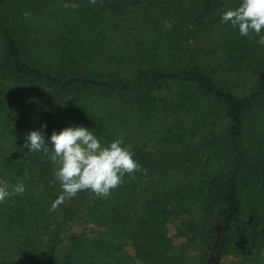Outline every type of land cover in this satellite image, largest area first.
Returning a JSON list of instances; mask_svg holds the SVG:
<instances>
[{"label": "trees", "instance_id": "trees-1", "mask_svg": "<svg viewBox=\"0 0 264 264\" xmlns=\"http://www.w3.org/2000/svg\"><path fill=\"white\" fill-rule=\"evenodd\" d=\"M239 3L0 0V181L10 192L25 186L0 203V264H108L127 240L153 264H187L172 251L190 245L201 264L229 253L246 254L238 264H264V45L222 22ZM196 93L206 102L197 104ZM218 105L226 126L197 146L160 150L166 164L134 143L145 133L126 131L131 119L143 128L155 114ZM69 126L89 129L103 146L122 138L142 171L126 174L106 198L82 191L50 211L61 193L56 165L51 153L23 144L39 130L51 147L52 132ZM189 155L194 166H176ZM184 171L186 181L170 179ZM178 217L184 241L166 246L170 261L143 252L154 238L163 242L156 228ZM79 223L97 227L95 236L72 232L61 250Z\"/></svg>", "mask_w": 264, "mask_h": 264}, {"label": "clouds", "instance_id": "clouds-1", "mask_svg": "<svg viewBox=\"0 0 264 264\" xmlns=\"http://www.w3.org/2000/svg\"><path fill=\"white\" fill-rule=\"evenodd\" d=\"M96 2L90 0L92 4ZM221 20L238 28L241 36H259L258 43L264 45V35H261L264 31V0H240L236 8L222 13ZM48 139L51 147L47 146L42 131H30L25 136L23 148L28 153L42 152L45 156L51 153L50 159L56 165L54 179L60 183L61 193L53 201L50 211H55L82 191L106 198L124 183L126 174L142 171L130 149L124 146L122 138L103 146L89 129L69 126L59 132L53 131ZM9 187L6 182L0 181V203L12 194L25 191L22 182L11 186V192Z\"/></svg>", "mask_w": 264, "mask_h": 264}, {"label": "rangeland", "instance_id": "rangeland-1", "mask_svg": "<svg viewBox=\"0 0 264 264\" xmlns=\"http://www.w3.org/2000/svg\"><path fill=\"white\" fill-rule=\"evenodd\" d=\"M261 35H264V31H262ZM194 47L197 50L199 49L198 44H194ZM218 59L219 57H217L215 60L217 61ZM158 95L159 93L157 92L155 99L158 98ZM166 98V100L170 101L171 98L169 96V93L167 94ZM195 102L197 104H203L206 101L201 94L196 93ZM155 107H158V105H156ZM207 109V111L189 110L188 112H179L178 110L173 116H167L166 119H163V116L159 117L158 114H155L151 118L149 117L147 121L145 119V123L143 122V124L146 125H143V128L138 122H135L134 119H131V122L126 131L132 130L133 135L139 130L145 133L146 136H142L141 134H137L136 136L134 135V143L139 147H143L145 151L147 150L148 152L150 151L159 153V158L162 160L163 164H166L163 158L160 156V150L162 151V149H164L165 152H179V150L183 149L184 145H186V148H190V146H197L199 144L200 137L205 134L209 135L211 133H214L222 127L226 126V117L222 105H218L215 110L209 111L210 109ZM119 112H124V110L119 109ZM132 114H134V112ZM177 116H180V119L177 120ZM214 118H216V121H214ZM246 121L249 122V119H247ZM246 123L247 122H245L244 126H246ZM171 124L174 125L171 126ZM157 125L158 127H164L156 128ZM245 137L247 139V135ZM192 156L193 155H189L182 158L181 162L176 166L180 168L191 167V165L194 166L192 164ZM186 174L185 171L184 176L172 174V177L170 179H174V181H181L182 183L186 181V179H188L190 176L187 172ZM182 219L183 217L165 220L161 225H159L156 230H158L160 234H164L163 242L160 244H156L157 238H154L155 242L152 245L148 244L143 252L148 253L149 256H158L161 260H169V248H166V246L180 247V244L184 241V237L177 234V227L180 225ZM96 228L97 227L90 223H86L85 225L80 223L74 224L70 228L71 230H68L65 234L64 240L60 245V247L64 248H62L61 250H68V236L72 234V232L83 234L85 233V235L93 237L96 234ZM103 230L104 228H102V231ZM105 237H107V235ZM70 247L71 245H69V248ZM163 253H165V255ZM12 254L14 259H19L17 254H15L14 252ZM172 256L175 258L174 261L183 262L187 260V264L202 263L200 260V251L196 246L193 245L184 246L180 249L172 251ZM244 256H246V254L229 253L219 258L217 264H238L239 261H242V257L244 259ZM153 261V259L149 258L145 262H143L142 259L136 255L135 248L132 242L130 240H127L123 245V253L118 255L116 258L114 257L113 259L108 260V264H153ZM204 264H206V262H204ZM251 264L263 263L255 259L252 260Z\"/></svg>", "mask_w": 264, "mask_h": 264}]
</instances>
